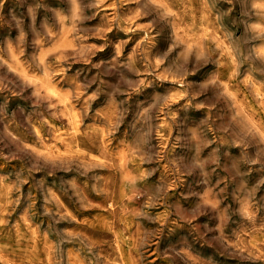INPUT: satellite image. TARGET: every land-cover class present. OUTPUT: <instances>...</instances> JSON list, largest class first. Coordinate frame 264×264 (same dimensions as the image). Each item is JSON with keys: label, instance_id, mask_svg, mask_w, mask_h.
I'll use <instances>...</instances> for the list:
<instances>
[{"label": "rangeland", "instance_id": "1", "mask_svg": "<svg viewBox=\"0 0 264 264\" xmlns=\"http://www.w3.org/2000/svg\"><path fill=\"white\" fill-rule=\"evenodd\" d=\"M151 263L264 264V0H0V264Z\"/></svg>", "mask_w": 264, "mask_h": 264}, {"label": "bare ground", "instance_id": "2", "mask_svg": "<svg viewBox=\"0 0 264 264\" xmlns=\"http://www.w3.org/2000/svg\"><path fill=\"white\" fill-rule=\"evenodd\" d=\"M50 35V34H49ZM53 35V34H52ZM61 52L60 53H62V50H60ZM46 54H48V53H46ZM59 55V54H58ZM61 55V54H60ZM44 57H46V56H44ZM41 58H42V56H41ZM40 59V58H39ZM43 59V58H42ZM44 60V59H43ZM42 60V61H43ZM39 82V81H38ZM42 82V81H41ZM43 84V83H42ZM39 86V85H38ZM36 87H37V85H36ZM41 89V88H40ZM51 89V88H50ZM50 94V93H49ZM55 93H53V95H54ZM45 153V152H44ZM127 178V177H126ZM172 181V180H171ZM74 184V183H73ZM73 187H75V186H73ZM77 190V189H76ZM79 190V189H78ZM66 192V191H65ZM77 193V192H76ZM83 193V192H82ZM83 195V194H82ZM84 201V200H83ZM82 201V202H83ZM70 219V218H69ZM119 225V224H118ZM143 237V236H142ZM142 239V238H141ZM144 240V239H143ZM135 241V240H134ZM86 243V242H85ZM135 253V252H134ZM141 253V252H140ZM160 257H162V256H160ZM76 261V260H75ZM161 262V261H160ZM165 263V262H164ZM152 264V263H151Z\"/></svg>", "mask_w": 264, "mask_h": 264}]
</instances>
